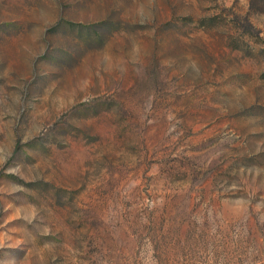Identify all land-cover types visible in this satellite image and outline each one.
I'll return each mask as SVG.
<instances>
[{"label":"rangeland","instance_id":"1","mask_svg":"<svg viewBox=\"0 0 264 264\" xmlns=\"http://www.w3.org/2000/svg\"><path fill=\"white\" fill-rule=\"evenodd\" d=\"M0 264H264V0H0Z\"/></svg>","mask_w":264,"mask_h":264}]
</instances>
